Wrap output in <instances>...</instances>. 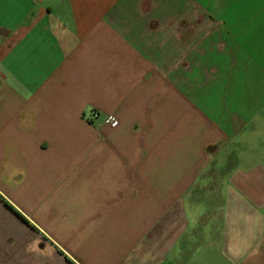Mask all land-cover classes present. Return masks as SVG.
Instances as JSON below:
<instances>
[{"label": "crops", "instance_id": "crops-1", "mask_svg": "<svg viewBox=\"0 0 264 264\" xmlns=\"http://www.w3.org/2000/svg\"><path fill=\"white\" fill-rule=\"evenodd\" d=\"M0 264H264V0H0Z\"/></svg>", "mask_w": 264, "mask_h": 264}, {"label": "built area", "instance_id": "built-area-1", "mask_svg": "<svg viewBox=\"0 0 264 264\" xmlns=\"http://www.w3.org/2000/svg\"><path fill=\"white\" fill-rule=\"evenodd\" d=\"M99 117H100V114L97 111L93 110L90 112V115L88 116V120L93 122L97 120ZM104 123L109 125L112 128H116L119 125L118 119L112 115L107 117Z\"/></svg>", "mask_w": 264, "mask_h": 264}]
</instances>
